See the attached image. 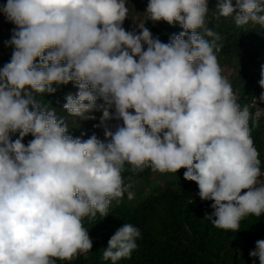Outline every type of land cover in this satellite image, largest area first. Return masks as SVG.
Wrapping results in <instances>:
<instances>
[{"label":"clouds","instance_id":"1","mask_svg":"<svg viewBox=\"0 0 264 264\" xmlns=\"http://www.w3.org/2000/svg\"><path fill=\"white\" fill-rule=\"evenodd\" d=\"M128 0H6L0 14L15 27L0 67V264H57L93 247L85 218L108 216L112 201L134 199L133 174L174 173L195 182L214 210L204 219L238 231L264 214V182L250 121L264 92L243 107L218 62L220 36L206 26L208 0H148L129 19ZM264 27V0H218L216 19ZM179 25L168 43L146 27ZM211 38V39H209ZM73 84L68 116L122 121L105 140L69 134L56 109L37 99ZM259 86L264 89V68ZM98 101H103L99 103ZM255 108V114L250 111ZM114 109V111H110ZM16 135V139L12 137ZM33 138L25 144L24 138ZM140 230L117 229L103 250L112 264L129 258ZM249 255L264 264V239Z\"/></svg>","mask_w":264,"mask_h":264},{"label":"trees","instance_id":"2","mask_svg":"<svg viewBox=\"0 0 264 264\" xmlns=\"http://www.w3.org/2000/svg\"><path fill=\"white\" fill-rule=\"evenodd\" d=\"M144 2L142 0L141 3ZM217 2L208 0L206 26L220 36L217 41L219 51L216 53L218 62L224 74L232 79L238 103L243 107L251 103L253 96L259 97L264 92L259 86L261 70L264 68V27L251 24L237 27L233 17L217 20ZM3 3L6 0H0V4ZM142 4L139 7L144 17L147 3L146 6ZM133 6L134 3L129 8ZM14 27L0 14V67L10 60L12 49L6 47L4 42L10 39ZM146 27L153 36H158L165 43L169 42L171 35L181 31L179 25L171 26L165 22L154 25L148 21ZM75 89L69 83L59 86L54 94L38 95L37 99L44 104L50 103L48 106L56 109L57 115L68 124L69 134L86 140L90 135L97 136L93 123L105 127L108 121L100 123L101 111L94 112L96 119L90 122L68 116L62 109V97L69 92L74 94ZM257 106L264 109V103L257 101ZM250 111L254 115L256 109L251 108ZM250 129L261 161L260 179L264 182V114L258 122L250 121ZM16 138V135L12 137L13 140ZM32 138L29 135L23 142L27 144ZM129 168L126 164L123 172L125 183L129 182V176L132 177V184L151 182L156 173L145 168L133 174ZM161 181L150 197L136 206L114 200L108 209V216L103 217L97 213L95 218H85L83 223L93 242L92 249L72 261H58L57 264H112L111 260L102 258L103 250L107 248L115 231L124 224L137 227L141 235L136 240L137 248L131 256L122 258L116 264H259L258 258L251 257L249 253L255 249L257 240L264 239V214L244 218L238 231L218 229L211 221L204 219L206 214L210 215L214 211L211 208L213 202L199 198L195 182L178 178H165Z\"/></svg>","mask_w":264,"mask_h":264},{"label":"rangeland","instance_id":"3","mask_svg":"<svg viewBox=\"0 0 264 264\" xmlns=\"http://www.w3.org/2000/svg\"><path fill=\"white\" fill-rule=\"evenodd\" d=\"M141 2L142 0H128L127 6L129 7V5L132 3H134V6L133 8H129V19H126L123 25L124 27L126 26L125 27V29L127 28L126 30L134 29L133 22L138 23L139 21L143 19V17L141 16L142 10L139 7L140 4H142ZM146 3H147V0H145V2L142 5L146 6ZM0 32H1V28H0ZM77 91L78 89H75L74 94ZM62 100L63 102H65V97H62ZM184 171H186V169L182 168L176 174L156 172L153 178L151 179V182L144 181V182L132 184V188L130 189V191L134 193V199L129 200L127 198V193H125L121 201L128 205L136 206L137 204L142 203L144 200L150 197V195L153 193V190L156 189L159 186V184L162 182L161 180H164L165 178H168L170 180L171 179L174 180L175 178H178V179H181V181H184L185 180L183 176Z\"/></svg>","mask_w":264,"mask_h":264},{"label":"built area","instance_id":"4","mask_svg":"<svg viewBox=\"0 0 264 264\" xmlns=\"http://www.w3.org/2000/svg\"><path fill=\"white\" fill-rule=\"evenodd\" d=\"M144 18V17H143ZM112 111H114V109H112ZM91 120H88V122H90ZM108 124L105 127L100 126L98 123H93V130L94 133L97 134V136L99 137L100 140L104 141L105 140V136H104V131L105 128L107 127L109 130L114 131L117 124H122V121H117L115 119L109 120L107 122Z\"/></svg>","mask_w":264,"mask_h":264}]
</instances>
